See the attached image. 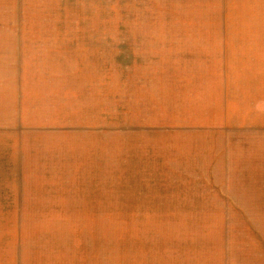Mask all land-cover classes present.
Returning <instances> with one entry per match:
<instances>
[{"label": "rangeland", "instance_id": "rangeland-1", "mask_svg": "<svg viewBox=\"0 0 264 264\" xmlns=\"http://www.w3.org/2000/svg\"><path fill=\"white\" fill-rule=\"evenodd\" d=\"M0 264H264V0H0Z\"/></svg>", "mask_w": 264, "mask_h": 264}]
</instances>
